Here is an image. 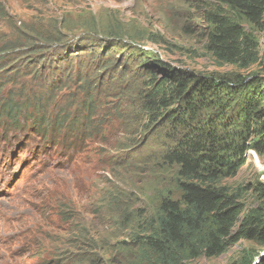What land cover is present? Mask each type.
Here are the masks:
<instances>
[{
	"label": "rangeland",
	"instance_id": "1",
	"mask_svg": "<svg viewBox=\"0 0 264 264\" xmlns=\"http://www.w3.org/2000/svg\"><path fill=\"white\" fill-rule=\"evenodd\" d=\"M208 6L0 0V47L29 60L0 80V264H149L139 234L151 227L157 200L177 191L170 165L153 155L157 133L138 108L140 72L130 52L198 76L264 75V28L257 63L213 65L200 37ZM217 183L238 195L239 215L258 208L264 153L244 149ZM260 255L264 245L238 239L215 256L177 264H243Z\"/></svg>",
	"mask_w": 264,
	"mask_h": 264
},
{
	"label": "trees",
	"instance_id": "2",
	"mask_svg": "<svg viewBox=\"0 0 264 264\" xmlns=\"http://www.w3.org/2000/svg\"><path fill=\"white\" fill-rule=\"evenodd\" d=\"M207 1L200 37L213 65L244 69L257 63L264 0ZM17 55L7 45L0 47V80L10 81L16 67L23 66L20 62L29 61ZM130 57L140 72L138 108L148 130L157 133L153 155L170 165L177 191L174 198L157 200L151 227L139 234V245L152 256L149 264L215 256L238 239L264 245V186L254 187L263 203L239 215L238 195L217 183L241 163L244 149L264 153V75L198 76L137 49ZM87 76L75 81L81 84Z\"/></svg>",
	"mask_w": 264,
	"mask_h": 264
},
{
	"label": "water",
	"instance_id": "3",
	"mask_svg": "<svg viewBox=\"0 0 264 264\" xmlns=\"http://www.w3.org/2000/svg\"><path fill=\"white\" fill-rule=\"evenodd\" d=\"M263 255H260L254 262H253V264H258L259 263V261L261 260V257H262Z\"/></svg>",
	"mask_w": 264,
	"mask_h": 264
}]
</instances>
